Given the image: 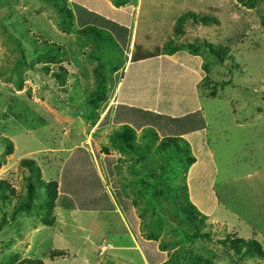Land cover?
Returning <instances> with one entry per match:
<instances>
[{"label": "rangeland", "instance_id": "1", "mask_svg": "<svg viewBox=\"0 0 264 264\" xmlns=\"http://www.w3.org/2000/svg\"><path fill=\"white\" fill-rule=\"evenodd\" d=\"M244 1L129 0L130 44L117 62L121 55L112 45L96 46L91 41L84 45L74 27L66 31L48 2L0 0V181L13 190L9 203L0 206V264L27 258L43 264H146L137 236L155 237L158 248H164L166 264H264V256L239 259L232 252L225 253L229 237L253 240L264 252V0H254L251 6ZM188 13L218 23L203 26L187 20L182 28L185 35L176 37L175 23ZM169 40L192 45L199 64H206L203 76L209 84H219L211 90L201 81L195 90L215 170L211 192L217 204L199 227L207 238L192 239L194 229L191 232L177 223L175 207L166 200L168 188L184 184V158L172 148L156 150L160 140L155 142L145 133L136 135L135 154L119 150L111 142L119 128L97 129L104 110L96 112L85 102L94 87L92 55L102 60L106 74L111 66L117 69L108 76L111 99L133 46L160 51ZM44 41L66 50L62 66L75 77L67 78L65 93L51 77L57 68L50 66L48 73L41 69L43 63L35 50ZM204 43L228 48L227 60L216 62ZM178 55L179 62L192 57L185 48ZM223 81L229 83L221 85ZM4 140L11 143V154L6 153ZM177 146L181 156L190 150L183 142ZM76 147H85L92 158L94 150L100 158L108 154L117 159V187L134 205L137 236L118 206L114 212L55 208L52 227L40 222L42 215L36 210L2 225L25 195L28 171L22 161L33 160L41 178L50 181ZM100 163L95 162L96 169L111 195ZM157 187L163 189L165 198L154 197ZM183 194L186 198L189 188ZM56 250L64 251V256L51 259L49 255Z\"/></svg>", "mask_w": 264, "mask_h": 264}, {"label": "trees", "instance_id": "2", "mask_svg": "<svg viewBox=\"0 0 264 264\" xmlns=\"http://www.w3.org/2000/svg\"><path fill=\"white\" fill-rule=\"evenodd\" d=\"M44 1L57 10L61 17L59 24L66 31L74 27L75 34L83 38L84 45H90V41L96 46L112 45L121 55L117 62L122 61L121 58L129 46L132 14V5L129 4V0H110L113 7L105 0ZM253 1L244 2L251 6ZM187 20L203 26L212 22L215 25L218 23L214 19L200 18L188 13L177 19L174 27L176 37L183 38L185 35L182 28ZM203 47L216 62L223 64L227 60L225 55L229 53L228 48H213L206 43ZM184 48L192 54V57L179 62L177 60L179 50ZM35 51H39L38 55L43 63L42 71L48 73L50 66L57 68L51 77L57 81L60 92H67V78L75 76L68 74L62 66L61 58L66 55L64 47L44 41L42 47ZM196 53L192 45L177 44L173 40L166 42L161 51L153 54L134 53L119 87L116 106L108 108L96 124L97 129L108 126L119 127L120 131L111 136V142L112 146L118 147L121 151H128L131 154L138 152L135 138L136 133L141 131L155 142L160 140L156 150L172 148L175 154L184 158V184L168 188L170 190L167 194L169 199L166 200L175 207L173 213L177 223L183 227H189L188 230L191 232L194 229L192 239L207 238L206 234L199 232V227L207 220V216L217 204L211 192L215 170L204 141L206 123L199 108L195 90L201 81H205V87L211 90L219 84L215 82L209 84L203 76L201 69L207 71V67L206 64H199ZM174 54L176 56L171 57ZM91 58L96 62L93 70L94 87L85 98V102L97 112L99 109L105 110L109 102L107 93L111 81L108 76L115 73L117 69L111 66L106 74L102 60L94 55ZM229 60H232V57ZM228 67L231 69L230 66ZM228 83L223 81L221 85ZM210 94L213 95V93ZM4 142L6 153L11 154V143L7 140ZM178 142H183L186 149H190L185 151L183 156L179 153ZM92 153L93 158L85 147L74 148L62 162L56 178L50 181L41 178L40 170L33 160H23L22 164L28 171L25 195L18 201L7 219L2 220V225L7 224L8 221L14 222L21 214H29L36 210L40 216L42 215L40 222L44 226L52 227L55 218L51 214L55 208L87 212H114L118 206L131 232L137 236L139 222L133 212L134 205L117 187L114 171V166L118 163L117 159L108 154L100 158L99 152L94 150ZM95 162H101L103 165L111 195L106 190V185L96 169ZM186 181L189 186L186 185ZM158 187L161 188L162 183H159ZM158 187L154 197L156 199L165 198V192ZM188 188L190 197L186 194L185 198L183 191H188ZM179 191L180 195H177ZM12 195L13 190L9 185L0 181V206L8 204ZM154 238L151 236L148 239L136 237L141 254L146 264H166L164 248H158ZM229 239L225 243L227 249L225 253L228 255H231L229 251L239 259L250 255L264 256L260 245L253 240L245 241L231 237ZM64 254V251L56 250L49 257L51 259L63 257ZM15 264H43V262L27 258ZM196 264L200 262L197 261Z\"/></svg>", "mask_w": 264, "mask_h": 264}, {"label": "crops", "instance_id": "3", "mask_svg": "<svg viewBox=\"0 0 264 264\" xmlns=\"http://www.w3.org/2000/svg\"><path fill=\"white\" fill-rule=\"evenodd\" d=\"M108 4H112L111 3V1H108V0H105ZM112 6V5H111ZM113 7V6H112ZM130 35H129V44H130ZM129 47V46H128ZM136 49V50H135ZM154 49H156V48H154ZM154 49L151 51V52H149V51H146L144 48H143V46L142 45H140V44H136L135 45V48H134V46H133V50H132V53L129 55V57H128V60H127V62L125 63V66L122 68V70H120V75H119V77L117 78V81L115 82V91H114V94H113V96L111 97V99L109 98V101H111V103L109 104V106L108 105H106L107 107L105 108V110H104V113H105V111L108 109V108H114L115 106H116V104H117V98H118V90H119V87H120V85H121V83H122V81H123V79H124V76H125V72H126V69H127V66L130 64V62H131V56L134 54V53H137V54H139V55H146V54H153V53H155V52H157V51H159V50H155L154 51ZM127 51V50H126ZM161 51V50H160ZM177 54V53H176ZM176 54H174L173 56H171V57H174V56H176ZM180 61V60H179ZM109 103V102H108ZM107 103V104H108ZM103 113V114H104ZM117 128H119V127H117ZM138 134H143V132H137L136 133V135H138Z\"/></svg>", "mask_w": 264, "mask_h": 264}]
</instances>
